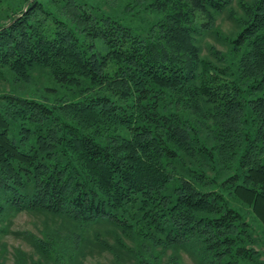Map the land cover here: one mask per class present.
<instances>
[{
	"label": "trees",
	"instance_id": "1",
	"mask_svg": "<svg viewBox=\"0 0 264 264\" xmlns=\"http://www.w3.org/2000/svg\"><path fill=\"white\" fill-rule=\"evenodd\" d=\"M0 80L17 264H264V0H0Z\"/></svg>",
	"mask_w": 264,
	"mask_h": 264
},
{
	"label": "rangeland",
	"instance_id": "2",
	"mask_svg": "<svg viewBox=\"0 0 264 264\" xmlns=\"http://www.w3.org/2000/svg\"><path fill=\"white\" fill-rule=\"evenodd\" d=\"M234 8L236 9L237 6L235 5ZM222 18H224V20ZM228 22V19L225 20V17H220L218 19V23L225 31L231 27V24ZM209 37L206 38V40L214 42L213 39ZM2 85L8 88L7 84L0 80V87ZM62 93L63 92H59L60 95H62ZM5 219L4 222L0 223V264H17L16 260H14L17 248H21L34 255V257H37L33 249L32 241L28 235L30 233L39 235L38 230L42 227V218L21 211L17 213L12 212L8 214ZM1 228H4V230L1 231ZM98 230H100L101 233L103 232L101 229ZM88 232H92V230ZM106 257H109L107 253H104V257H99L98 254H96L95 257H88L87 264L95 261H103L106 263Z\"/></svg>",
	"mask_w": 264,
	"mask_h": 264
}]
</instances>
